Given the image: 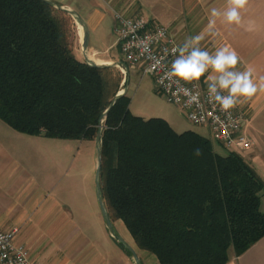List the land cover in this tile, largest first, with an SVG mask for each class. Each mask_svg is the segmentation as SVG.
<instances>
[{
  "label": "trees",
  "instance_id": "trees-1",
  "mask_svg": "<svg viewBox=\"0 0 264 264\" xmlns=\"http://www.w3.org/2000/svg\"><path fill=\"white\" fill-rule=\"evenodd\" d=\"M73 35L72 17L53 2L0 0V120L53 139L100 132L109 218L158 264H227L230 250L239 256L261 239L264 182L254 169L193 130L134 115L127 93L116 96L121 72L78 59Z\"/></svg>",
  "mask_w": 264,
  "mask_h": 264
},
{
  "label": "crops",
  "instance_id": "crops-1",
  "mask_svg": "<svg viewBox=\"0 0 264 264\" xmlns=\"http://www.w3.org/2000/svg\"><path fill=\"white\" fill-rule=\"evenodd\" d=\"M47 1L55 3L62 10H72L81 17L88 34L90 33L86 52L93 54L94 58H110L98 57V47L104 46L106 52L111 46H117L113 31L115 12H123L127 16L140 15L165 25L181 44L200 35L202 39L196 46L212 55L220 48L234 50L239 57L236 70L244 71L250 66L253 69V82L257 85V92L252 97H241L236 105L248 119L243 130L252 141L249 150L238 153L264 182V0H248L245 8L240 10L239 26L226 22L227 0ZM213 9L219 10L221 16L212 17ZM212 19H215L216 23L209 29V21ZM75 28L81 46L83 33L81 37L76 22ZM107 43L110 44L106 47ZM209 75H215L211 68L201 77L203 83H209ZM4 124L0 120V230L17 227L18 234L20 231L25 232L24 236L18 238L17 234L16 243L29 250L30 245L34 243L31 249H35L32 256L37 264H71L68 260L70 257L65 255L67 252L64 250L67 238L58 240L56 248H48L45 244L40 246L35 242L37 236L34 237L35 226L46 218L55 217L59 224L74 223L69 206L62 199L55 197L53 191L37 187L30 170V157L35 153L31 145L63 139L23 134ZM169 124L172 127L170 122ZM42 138L49 141H39L44 140ZM260 209L264 212V189L260 193ZM75 232L80 234L78 227ZM84 238V235H81L82 241ZM106 244V247H109L107 241ZM87 245L92 247L91 242ZM113 246L112 260L102 259L103 254L94 253L95 264H125L124 253L115 244ZM92 252L96 250L92 249ZM80 253L81 250L76 251L73 256L79 257ZM228 254L227 264H264V236L241 255L235 256L232 250ZM42 257L49 261L42 260Z\"/></svg>",
  "mask_w": 264,
  "mask_h": 264
},
{
  "label": "rangeland",
  "instance_id": "rangeland-1",
  "mask_svg": "<svg viewBox=\"0 0 264 264\" xmlns=\"http://www.w3.org/2000/svg\"><path fill=\"white\" fill-rule=\"evenodd\" d=\"M72 20L75 25V18L72 17ZM89 34L88 40L90 38ZM70 41L75 56L85 61L77 36L73 35ZM109 44L107 43L106 47ZM98 50V57H110L106 59L110 64L100 65H112L120 71L115 66L119 64L125 70V73L120 71L122 78H124L122 89L130 97L129 108L134 115L143 118L160 117L168 120L176 132L193 130L204 137H210L206 127L191 123L178 106L166 101L156 90L149 75L143 74L134 66H123L121 64L122 56L117 46H111L106 52H104V46L98 47ZM4 125L8 127L6 124ZM42 139L44 140L39 141L47 140L46 138ZM210 140L213 149L217 153L225 155L229 152L216 140ZM31 147L35 150V153L30 157V170L33 181L37 187L47 191L51 190L55 197L62 199L69 206L74 218V223L68 222L66 224H59L55 217L46 218L35 226L34 237L37 236L35 242L37 241L40 246L45 244L49 246L48 248H56L58 240L67 238L64 250L67 252L65 255L70 257L68 260L71 264H95L94 253L103 254L102 259L112 260L113 244H115L124 253L126 257L125 264H136L133 256L122 249L114 237L109 236L110 231L101 214L95 178L97 166L95 140H54L52 142L37 143L31 145ZM101 200L105 206L102 197ZM111 222L115 234L123 238L135 250L139 264H158L154 255L146 251H139L135 247L131 235L121 220ZM76 227L79 228L80 234L75 232ZM22 235L24 236L25 232L20 231L17 238ZM81 235L85 237L83 241ZM85 239L90 241L87 242ZM106 241L109 243V247H106ZM68 242L69 244H67ZM90 242L92 247L87 245ZM32 245H30V252L33 255L35 249H31L33 248ZM92 249L96 252H92ZM80 250L79 257L73 256L74 252ZM44 259L42 257V260ZM45 260L46 262L49 261L47 258Z\"/></svg>",
  "mask_w": 264,
  "mask_h": 264
},
{
  "label": "built area",
  "instance_id": "built-area-1",
  "mask_svg": "<svg viewBox=\"0 0 264 264\" xmlns=\"http://www.w3.org/2000/svg\"><path fill=\"white\" fill-rule=\"evenodd\" d=\"M128 22L133 31L129 30ZM113 31L123 66H134L143 74L149 75L156 90L167 102L178 106L191 123L206 127L210 139L219 142L229 152L247 151L251 148L252 141L243 130L248 122L245 114L237 106L227 113L221 111L219 104L209 99L208 84L203 83L201 78L198 84H185L181 81L170 88L159 83L164 74L170 71L172 62L184 46L169 27L140 15L127 16L123 12H115ZM116 66L125 73L119 64ZM181 87L189 89L193 96L198 93V100H190L189 95L178 91ZM222 94L227 95V92ZM18 232L17 227L0 230V264H37L30 250L16 243Z\"/></svg>",
  "mask_w": 264,
  "mask_h": 264
},
{
  "label": "clouds",
  "instance_id": "clouds-1",
  "mask_svg": "<svg viewBox=\"0 0 264 264\" xmlns=\"http://www.w3.org/2000/svg\"><path fill=\"white\" fill-rule=\"evenodd\" d=\"M247 3L248 0H227L226 22L229 25L239 26L241 24L240 10L244 9ZM211 16L219 17L221 12L213 9ZM128 23L129 30L133 31L130 22ZM215 23V19L210 20L209 29L213 28ZM160 35L162 36L163 33ZM201 39L202 36L197 35L185 42L179 50L180 54L172 62L170 71L164 74L159 83L166 88L181 81L185 84L193 82L198 84L200 78L211 68L215 75L207 77L209 99L217 102L221 111L227 113L237 105L241 97L250 98L257 92V85L252 79L253 69L249 66L244 71L236 70L239 57L234 50L220 48L214 55L201 50L196 46ZM165 81L168 83L165 84ZM178 91L189 95L190 100L194 101L199 98L198 93L193 96L187 88L181 87ZM224 91H227V95L222 94ZM196 155H200L199 149L196 150Z\"/></svg>",
  "mask_w": 264,
  "mask_h": 264
},
{
  "label": "water",
  "instance_id": "water-1",
  "mask_svg": "<svg viewBox=\"0 0 264 264\" xmlns=\"http://www.w3.org/2000/svg\"><path fill=\"white\" fill-rule=\"evenodd\" d=\"M65 11L69 15L74 17L75 18V22L77 24L81 25L82 28H83V39H82V43H81V50H82V52L84 54L85 62H87L89 65H100V64H97V63L93 62L92 60H90L87 57V55H86L87 43H88V31L86 29L84 21L74 11L68 10V9H65ZM124 92H125L124 89H121L120 91H118L116 96H120ZM100 142H101V140H100V132H98V134H97V136L95 138V143H96V147H97V166H96V177L95 178H96L97 197H98V201H99V204H100L101 214H102L103 220H104L107 228L110 231V235L112 237H114L116 239V241L118 243H120L125 249H127L129 251V253L133 256L135 263L139 264V259H138L137 255H136L135 250L129 244H127L124 241L123 238H121L120 236L115 234L114 228L112 226V222H111V220L109 218V215L107 213V210H106V208L103 205V202L101 200V194H100L101 193V189H100V184H99V171H100V165H101Z\"/></svg>",
  "mask_w": 264,
  "mask_h": 264
},
{
  "label": "bare ground",
  "instance_id": "bare-ground-1",
  "mask_svg": "<svg viewBox=\"0 0 264 264\" xmlns=\"http://www.w3.org/2000/svg\"><path fill=\"white\" fill-rule=\"evenodd\" d=\"M77 25H78L79 32H80L81 37H82V33H83V31H82V26L79 25V24H77ZM86 55H87V57H88L90 60H92L93 62H95V63H97V64H110V62L107 61V60H102V59L97 58V57L94 58V55H93V54H89L88 52H86Z\"/></svg>",
  "mask_w": 264,
  "mask_h": 264
}]
</instances>
